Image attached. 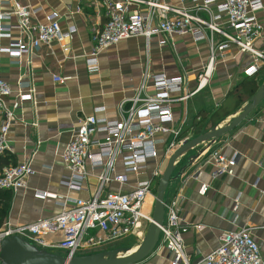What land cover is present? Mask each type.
<instances>
[{
    "label": "crops",
    "instance_id": "1",
    "mask_svg": "<svg viewBox=\"0 0 264 264\" xmlns=\"http://www.w3.org/2000/svg\"><path fill=\"white\" fill-rule=\"evenodd\" d=\"M99 1L0 0V14L11 12L17 2L31 8L33 24L45 22L48 13L57 11L61 15L63 31L71 26L76 28L67 43L43 44L18 62L8 52L20 37L15 28L18 18L13 16L4 21L6 27L14 26L11 37H0V80L13 90L5 97L6 107L14 114L7 135L12 147L7 154L9 165L27 161L35 172L24 188L1 190L2 223L10 220L29 224L47 219L60 214L65 201L71 204L74 198L89 197L94 193L98 182L94 174L81 191L69 190L64 185L71 171L64 163L62 153L74 138L81 119L91 114L95 107L105 106V115L116 119L119 104L136 94L146 72L186 76L188 88L193 90L197 86L198 73L208 62L210 47L206 40L195 42L190 35H184L160 45L159 37H152L147 43L145 37L140 36L122 40L102 51L98 55V68L90 70L86 56L93 49V30L101 27L107 19ZM167 1L181 5L179 0ZM216 1L221 3L224 0ZM183 5L192 7V0H185ZM140 8L147 10L146 6ZM212 8L215 9L216 5ZM257 17L264 25V13L258 11ZM215 37L216 41L222 40L220 35ZM66 44L69 50H65ZM255 46L264 49V30ZM253 63L254 57L250 53L241 52L234 46L227 49L223 58L217 60L209 85L187 101L174 104L176 123L186 117V130L201 111L220 106L250 76L245 71ZM263 66L264 63L259 68L260 85L264 84ZM54 75L63 77L64 81H55ZM24 85L33 87V100H20L21 94L27 93L22 88ZM146 91L154 92L151 86ZM248 101L246 99L237 112L218 126L238 114ZM3 114L0 111V126ZM217 149L227 158L237 156L233 175L213 177L211 154ZM194 155L196 158L183 174L170 181L165 195L166 201L179 200V214L185 222L201 225V228H191L184 234L188 255L195 262L219 245L223 232L250 225L254 227L253 236L260 245L264 264V101L215 144L202 145L185 154L180 165ZM203 185L208 186L204 194L200 192ZM93 233L103 235L98 231ZM113 242H106L92 251L118 248ZM172 256L171 250L161 246L138 264H168Z\"/></svg>",
    "mask_w": 264,
    "mask_h": 264
},
{
    "label": "built area",
    "instance_id": "2",
    "mask_svg": "<svg viewBox=\"0 0 264 264\" xmlns=\"http://www.w3.org/2000/svg\"><path fill=\"white\" fill-rule=\"evenodd\" d=\"M179 1L180 6L167 0H101L107 19L101 27L93 30V49L86 56V64L90 70H96L98 55L125 39L142 36L149 43L156 36L160 38V45H165L176 37L190 35L195 42L208 41L210 47L208 62L197 75L196 88H188L186 76L146 72L136 94L119 104L116 119L105 115V106L95 107L91 114L81 119L74 138L62 153V159L71 171L64 185L69 190L81 191L94 174L98 179L94 193L89 197L74 198L71 204L65 201L62 212L47 219L29 224L3 222L0 225V246L5 238L18 235L39 248L62 249L65 255L75 256L99 248L106 242L142 236L152 221L153 209L146 207V201L152 195L153 181L162 176L165 159L191 138L182 136L186 117L176 123L174 104L187 101L206 88L217 60L223 58V53L232 46L254 57L253 65L245 71L247 75L255 74L264 63V49L255 46L264 30L257 17L258 11L264 13L262 0H224L221 3L192 0V7L183 5L185 0ZM213 5H216L215 9ZM141 6H146L147 10H141ZM31 14L28 5L17 2L11 12L0 14V37L12 35L14 26L6 27L4 21L13 16L18 18L15 28L20 37L8 50L18 62L43 44L67 43L76 32L74 26L62 30L61 15L57 11L48 13L46 21L38 24L32 23ZM216 35L222 40L216 41ZM65 50H69L67 44ZM54 80L64 81L59 75H54ZM148 86L153 88L152 94L146 91ZM23 87L27 93L21 94L20 100H33V87ZM12 93L11 86L0 80V111L4 113L0 126V157L12 149L7 135L14 114L5 105V97ZM211 159L213 177L235 173L236 155L227 158L217 149L212 152ZM34 172L32 164L27 161L5 166L0 170V189L18 191L27 185ZM207 189L208 186L203 185L200 192L204 194ZM191 228L199 229L201 225L182 219L177 198L166 201L156 248L165 246L171 250L173 256L168 264L263 262L260 245L253 236L254 227L250 225L223 232L219 245L194 262L184 242V234ZM97 231L103 235L93 233ZM60 233L61 237L57 238Z\"/></svg>",
    "mask_w": 264,
    "mask_h": 264
},
{
    "label": "water",
    "instance_id": "3",
    "mask_svg": "<svg viewBox=\"0 0 264 264\" xmlns=\"http://www.w3.org/2000/svg\"><path fill=\"white\" fill-rule=\"evenodd\" d=\"M264 101V84L227 123L215 126L196 137H191L173 155L165 159V170L159 178L152 221L141 243L134 249L118 247L105 251L75 256L59 255L39 248L25 238L14 235L5 238L0 246V264H138L148 258L155 250L160 239V226L165 217V195L170 181L180 177L196 155L180 165V159L198 147L220 139L238 127ZM177 171L176 175L174 172Z\"/></svg>",
    "mask_w": 264,
    "mask_h": 264
},
{
    "label": "trees",
    "instance_id": "4",
    "mask_svg": "<svg viewBox=\"0 0 264 264\" xmlns=\"http://www.w3.org/2000/svg\"><path fill=\"white\" fill-rule=\"evenodd\" d=\"M264 66L262 67V69ZM258 70L255 74L248 76L245 81L239 86L238 89L233 90L227 97V99L216 108L210 111H201L200 114L194 119L192 125L183 131L182 136L192 134V137H196L202 133H205L212 127L218 126L222 121L228 118L233 113L237 112L241 108L244 101L249 100L259 89V74ZM8 154V153H7ZM5 154L0 157V170L9 166L8 155ZM13 165V164H10ZM3 189H0V192ZM8 191V190H3ZM2 221L0 220V225ZM94 251L82 252L81 254L94 253Z\"/></svg>",
    "mask_w": 264,
    "mask_h": 264
},
{
    "label": "rangeland",
    "instance_id": "5",
    "mask_svg": "<svg viewBox=\"0 0 264 264\" xmlns=\"http://www.w3.org/2000/svg\"><path fill=\"white\" fill-rule=\"evenodd\" d=\"M158 183H159V178L155 179L153 181V185H152V189H151V193H152V197L150 199V207L153 209L154 207V204H155V195L157 193V188H158ZM146 228V227H145ZM148 228V226H147ZM147 228L145 229V231H143V234L142 236L140 237H137V236H130V237H127V238H122L120 240H117L115 242H113V246H117V247H123V248H135L137 247L141 241L143 240V235H145L146 231H147ZM51 252L53 253H56V254H59V255H65V252L64 250L62 249H55V250H51Z\"/></svg>",
    "mask_w": 264,
    "mask_h": 264
},
{
    "label": "bare ground",
    "instance_id": "6",
    "mask_svg": "<svg viewBox=\"0 0 264 264\" xmlns=\"http://www.w3.org/2000/svg\"><path fill=\"white\" fill-rule=\"evenodd\" d=\"M151 197H152V196L150 195V196L147 198V201H146V207H147V208H150V202H151L150 199H151ZM133 249H134V248H133Z\"/></svg>",
    "mask_w": 264,
    "mask_h": 264
}]
</instances>
